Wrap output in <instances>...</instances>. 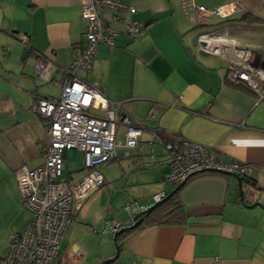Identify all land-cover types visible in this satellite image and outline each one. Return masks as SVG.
<instances>
[{
	"label": "crops",
	"instance_id": "crops-1",
	"mask_svg": "<svg viewBox=\"0 0 264 264\" xmlns=\"http://www.w3.org/2000/svg\"><path fill=\"white\" fill-rule=\"evenodd\" d=\"M122 1L135 8V13L103 10L108 27L119 33L116 45H100L92 71L78 74L97 82L109 100L121 103L125 115L145 126L130 158L118 159L124 160L123 174L129 173L127 185L130 181L135 188L152 185L150 192L141 194L147 199L168 193L163 184L169 172L168 155L163 144H150L151 133L160 130L166 143L189 140L217 150L228 160L254 165L256 171L244 182L245 204L264 206V85L257 94L244 82H231L230 58L201 54L192 40L203 29L185 0ZM231 1L192 0L195 6L208 9ZM82 2L0 0V260L31 220L17 173L36 170L46 161L48 121L33 106L38 98L61 95L64 71L87 45ZM240 2L252 14L211 17L205 29L232 41L231 50H225L228 55L239 59L238 49H249L259 65L264 61V0ZM133 23L138 24L136 36L126 32ZM37 62L57 66L49 81L38 77ZM125 132L118 124L116 140L122 145ZM84 169L72 174L65 164L63 180L79 181ZM101 173L105 184V173ZM100 188L75 211L66 231L64 239L71 247L65 249L68 264L73 249L75 254L82 252L85 264H100L115 254L107 244L106 249L100 245L103 251L90 255L80 243L71 242L80 227L76 218L87 216ZM180 198L186 224L143 229L128 240L112 264H264V209L246 208L240 202L234 178L217 173L195 177ZM117 213L106 220V226L114 220L128 222L127 214V219L120 220Z\"/></svg>",
	"mask_w": 264,
	"mask_h": 264
},
{
	"label": "built area",
	"instance_id": "built-area-1",
	"mask_svg": "<svg viewBox=\"0 0 264 264\" xmlns=\"http://www.w3.org/2000/svg\"><path fill=\"white\" fill-rule=\"evenodd\" d=\"M197 14L200 25H208L211 17L229 18L235 14H252L240 0L214 9L195 6L185 0ZM187 6V5H186ZM135 13V8L122 0H83L82 18L86 21L85 37L87 45L75 57L70 68L64 71L62 91L59 97L38 98L33 110L48 121L50 137L44 150L45 164L33 171L22 169L17 173L18 187L24 206L31 214L26 228L12 239L9 253L0 264H60L57 258L66 231L74 213L87 198L104 184L101 168L115 160L130 158V151L138 146L145 131L143 123H135L125 115L121 103L109 100L99 84L81 78L78 74H89L100 45L114 47L118 32L111 30L103 19V10ZM117 19V17H115ZM138 24L127 26L126 32L136 36ZM201 42H205L204 39ZM205 52L229 59V79L231 82H244L261 94L264 85V61L254 63L255 54L249 49H238L239 59L228 55L232 41L218 37L206 39ZM203 50V49H202ZM57 69L53 62H37L35 71L42 80L49 81ZM126 128L125 143L116 140V127ZM160 130L151 133V145L163 144L169 158L170 173L165 183L177 186L192 175L206 171L227 172L243 178H250L256 171L251 164L228 160L217 150L189 140H179L176 144L164 142ZM70 150H79L84 155V175L76 182L63 180L65 155ZM152 153L155 151L152 148ZM165 194L155 197L159 201ZM123 210L128 222L145 211L146 207L133 201L127 202ZM126 223L118 220L110 222L104 233L114 234Z\"/></svg>",
	"mask_w": 264,
	"mask_h": 264
},
{
	"label": "rangeland",
	"instance_id": "rangeland-1",
	"mask_svg": "<svg viewBox=\"0 0 264 264\" xmlns=\"http://www.w3.org/2000/svg\"><path fill=\"white\" fill-rule=\"evenodd\" d=\"M67 153V158L64 159L65 164L71 170L72 174H80V171H82L84 168L83 153L79 150H70ZM123 161L116 160L112 163L104 165L101 168V171L105 173V184L100 188L102 191L99 192L100 194H97L95 205L92 207L90 212L87 213V216L84 218L81 215L79 218H76L77 221L79 220L78 222L80 227L78 228V233L73 235V240L71 242L75 241L80 243L90 255H95L99 253V251H103L104 248L106 249V244L110 246L111 250L115 251L114 256L116 255V247L113 242V235L103 234V230H105L107 224L106 220L111 221L114 218L113 213L118 212L116 217H119L120 220H125L127 219V216L123 208L128 201L132 200L148 206L153 205L155 201L153 199H147L146 197L141 196V194L150 192L152 190V185L145 184V186L141 187L143 190H141L139 186L135 188L134 181H130L129 185H127V177L129 176V173L123 174L122 168L125 166V164L123 165ZM126 171L128 172L129 170ZM168 173H170V168ZM82 175H84V172ZM140 181L147 182L149 180L141 178ZM166 186V191L169 192V186ZM98 198H100V201ZM97 201H99V204ZM94 229H97L96 233ZM100 245H102L104 248L100 249ZM66 248L71 249L67 238L62 242L60 256L57 258L58 262L63 263L69 259L68 257L64 256L66 254ZM72 251L73 252L69 251V253L72 255V258L69 261L70 264L86 263V261L81 256L82 252L75 254L74 249ZM114 256L112 258H114ZM112 258H108L106 260H110ZM106 260H103L102 262Z\"/></svg>",
	"mask_w": 264,
	"mask_h": 264
},
{
	"label": "trees",
	"instance_id": "trees-1",
	"mask_svg": "<svg viewBox=\"0 0 264 264\" xmlns=\"http://www.w3.org/2000/svg\"><path fill=\"white\" fill-rule=\"evenodd\" d=\"M205 174L207 173L197 174L191 177L187 183H189L195 177L203 176ZM249 179L250 178H243V181L249 182ZM163 182H164V185H168L165 183V178ZM168 186H169L168 193H170L178 185L177 186L168 185ZM183 188L177 193H175L172 197L162 202L159 206L153 209L148 215H146L140 227L133 229V230L124 231L118 235L117 244L120 247L121 251L123 250L128 240L135 234L141 232L143 229H146L148 227H153V226H181V225L186 224L187 216H186V212L184 209V205L180 198V193L183 190Z\"/></svg>",
	"mask_w": 264,
	"mask_h": 264
},
{
	"label": "water",
	"instance_id": "water-1",
	"mask_svg": "<svg viewBox=\"0 0 264 264\" xmlns=\"http://www.w3.org/2000/svg\"><path fill=\"white\" fill-rule=\"evenodd\" d=\"M202 26V27H201ZM207 25H200L199 28H202L203 30L199 31L196 35H194L192 43L201 49V54L206 56V55H210L208 52H205V46L207 44L206 39H213V37H217L216 33L214 31H210L205 29ZM204 39L205 42H201V40ZM203 49V50H202ZM66 156V155H65ZM201 173H217V174H222V175H226V176H230L232 178H234L237 181L238 184V191H239V199L240 202L246 207V208H256V207H260L262 209H264V206L261 203H255L253 205H247L245 204V198H246V188L244 187V181L243 179L236 175V174H231V173H227V172H216V171H206V172H200L198 174ZM197 175V174H195ZM192 175L191 177L195 176ZM190 177V178H191ZM188 178L187 180L181 182L172 192L164 195L159 201L155 202L152 206L146 208L145 211L137 214L132 223L131 222H126V225L124 227H122L120 230H118L117 232H115L113 234V242L115 244L116 247V255L114 256V258L110 259V260H106L104 262H102L101 264H112L120 255L121 249L117 244V237L120 233L127 231V230H133L136 229L138 227H140L144 221V218L146 215H148L153 209H155L157 206H159L162 202L166 201L167 199H169L170 197H172L175 193H177L178 191H180L188 182V180L190 179Z\"/></svg>",
	"mask_w": 264,
	"mask_h": 264
},
{
	"label": "flooded vegetation",
	"instance_id": "flooded-vegetation-1",
	"mask_svg": "<svg viewBox=\"0 0 264 264\" xmlns=\"http://www.w3.org/2000/svg\"><path fill=\"white\" fill-rule=\"evenodd\" d=\"M65 264H68V262L66 261Z\"/></svg>",
	"mask_w": 264,
	"mask_h": 264
}]
</instances>
